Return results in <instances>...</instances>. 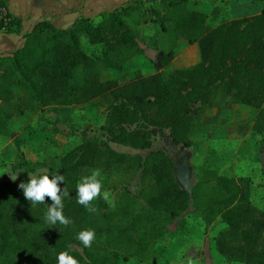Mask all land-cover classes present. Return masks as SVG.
Returning a JSON list of instances; mask_svg holds the SVG:
<instances>
[{"label":"trees","instance_id":"trees-1","mask_svg":"<svg viewBox=\"0 0 264 264\" xmlns=\"http://www.w3.org/2000/svg\"><path fill=\"white\" fill-rule=\"evenodd\" d=\"M196 3L133 1L103 13L96 23L80 17L66 29L42 20L23 36L18 50L0 57V141L15 134L14 123L21 129L28 115L49 107L82 106L102 98L107 110L100 128L103 140L81 142L45 174L65 178L59 187L68 193L63 196V215L72 221L67 227L46 222L49 198L38 204L24 198L18 185L28 182L36 168L17 150L23 171L15 181L0 182V264H58L61 252L78 264L146 262L150 254L157 255L153 246L162 236L155 233L157 225L171 224L191 208L203 221L204 234L216 219L222 220L213 244L226 263L264 264V210L251 203L248 178L205 171L187 191L176 183L173 164L163 152L142 158L111 146L149 150L157 132L167 131L174 144L190 147L194 119L220 91L235 104L256 109L251 130L264 134V10L212 26L206 14L192 8ZM4 7L0 0V10ZM134 14L143 18L142 24L158 25L166 36L161 69L171 66L181 41L197 45L199 61L167 75L156 70L137 72L124 83L102 80L103 71L122 70L143 53L127 21ZM6 19L4 34L18 33L20 21L8 14ZM83 43L98 53L87 52ZM84 169L139 173L143 205L134 210L127 200L111 211L99 198L92 201L96 211L89 212L76 198ZM88 229L95 239L84 247L77 235Z\"/></svg>","mask_w":264,"mask_h":264},{"label":"rangeland","instance_id":"rangeland-1","mask_svg":"<svg viewBox=\"0 0 264 264\" xmlns=\"http://www.w3.org/2000/svg\"><path fill=\"white\" fill-rule=\"evenodd\" d=\"M142 17L134 14L128 23L137 33L143 53L128 61L122 70H105L102 80L116 79L121 83L130 80L137 72L151 74L156 70L167 75L172 69L185 68L199 61L198 47L180 42L174 64L161 69L159 60L168 49L166 36L158 25L142 24ZM87 52L98 53L86 43ZM191 55V56H189ZM187 61L185 64L181 62ZM106 103L97 98L88 104L71 107H49L41 113L30 114L21 129L14 123L15 134L0 141V182L12 181L9 176L20 173L17 150L36 168L28 178L39 177L48 168L57 169L61 157L83 141L101 142V126L105 123ZM257 110L235 104L223 91L216 94L211 107L194 119L189 134L190 147L174 144L167 131H158L149 150L140 151L121 145H111L119 152L142 158L156 151L163 152L173 164L176 183L187 191L198 182L205 171H213L226 177H245L250 181L251 203L264 210V134L251 130ZM16 120V119H15ZM92 169L80 172L81 178L89 176ZM101 172V171H100ZM18 178V177H17ZM101 196L114 211L127 200H132L138 210L143 202L138 198L143 188L139 173L129 171L101 172ZM140 200V202H138ZM223 227L216 219L204 234L200 216L189 209L171 224H158L155 233L162 234L155 241V257L149 255L146 262L138 259L120 260L119 264H215L224 261L214 250L213 237ZM214 254V256H213Z\"/></svg>","mask_w":264,"mask_h":264},{"label":"crops","instance_id":"crops-1","mask_svg":"<svg viewBox=\"0 0 264 264\" xmlns=\"http://www.w3.org/2000/svg\"><path fill=\"white\" fill-rule=\"evenodd\" d=\"M1 1L5 2L3 9L6 11V14L20 21V23L18 25V33H0V57L11 55L18 50L23 44V36L29 33L39 21L46 20L57 29H66L80 17L90 18L96 23L100 20L103 13L111 12L129 2L146 0ZM192 8L206 14L208 24L214 26L223 22L259 14L264 10V0H197L196 5L192 6ZM14 29L16 30V28ZM173 62L172 64H174ZM185 63L187 61L181 62L180 65ZM215 261V264H234L218 259Z\"/></svg>","mask_w":264,"mask_h":264},{"label":"clouds","instance_id":"clouds-1","mask_svg":"<svg viewBox=\"0 0 264 264\" xmlns=\"http://www.w3.org/2000/svg\"><path fill=\"white\" fill-rule=\"evenodd\" d=\"M101 172L99 169L92 171L91 175L81 178V182L77 185L76 198L77 203L83 205L89 212H94L96 209L92 206V201L101 196L102 183L98 177ZM19 173L9 176L10 180L15 181ZM63 175H55L51 179L48 175L29 178L28 182H21L18 187L22 189L24 198L32 204L44 203L45 198L51 200L46 213V222L51 225L59 223L65 227L69 226L72 221L63 215V196L68 193L59 187L64 183ZM109 193L104 192L102 198L108 200ZM77 239L84 247H91L95 239L94 230H83L77 235ZM58 264H78V261L70 256L67 252H61L58 257ZM191 264V261H189Z\"/></svg>","mask_w":264,"mask_h":264},{"label":"built area","instance_id":"built-area-1","mask_svg":"<svg viewBox=\"0 0 264 264\" xmlns=\"http://www.w3.org/2000/svg\"><path fill=\"white\" fill-rule=\"evenodd\" d=\"M0 21H3V23H4L0 27V33H4L7 19H6V11L3 8H1V10H0Z\"/></svg>","mask_w":264,"mask_h":264}]
</instances>
